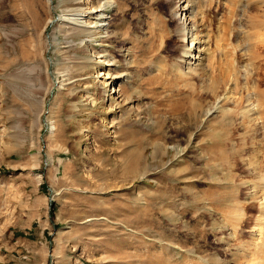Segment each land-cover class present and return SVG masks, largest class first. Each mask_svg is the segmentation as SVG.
Returning a JSON list of instances; mask_svg holds the SVG:
<instances>
[{
  "label": "rangeland",
  "instance_id": "374dc122",
  "mask_svg": "<svg viewBox=\"0 0 264 264\" xmlns=\"http://www.w3.org/2000/svg\"><path fill=\"white\" fill-rule=\"evenodd\" d=\"M112 1L0 0V264H264V0Z\"/></svg>",
  "mask_w": 264,
  "mask_h": 264
},
{
  "label": "bare ground",
  "instance_id": "6f19581e",
  "mask_svg": "<svg viewBox=\"0 0 264 264\" xmlns=\"http://www.w3.org/2000/svg\"><path fill=\"white\" fill-rule=\"evenodd\" d=\"M178 2L177 3H180L181 0H177ZM186 0H184L185 2ZM173 2V1H172ZM175 2V1H174ZM183 2V3H184ZM113 1L112 0H107V2L105 3V6L108 8L109 6L111 7ZM175 4V3H174ZM104 6V5H103ZM105 7V8H106ZM109 7V8H110ZM93 8V7H92ZM99 8V7H98ZM106 8V9H107ZM75 9V8H74ZM106 9L103 10V9H92L93 11L90 12L91 14H93V12H96L97 13V22L93 23V21L89 22L85 20L84 18V13H74V14H63L62 12H60L59 16L56 17V19H51L49 20V22H55V21H60L63 20V19H67L70 23L72 24H79V25H83V26H86L88 28H91V27H94V28H108V25H107V17H106ZM195 8H193V6L191 7L188 3H185L183 5L179 4V5H176L175 8L173 9V13H172V16L173 18H176L177 16L181 15V19L179 18V25H178V29H177V33L178 35L184 39L185 41V44H184V56L186 57L184 63H185V66L188 68L186 71L183 70V73H182V76L184 77V75H187V73L190 71H195L196 74H198L199 72V69H198V66L197 65H193V64H196L197 61L201 60V55L198 54L200 51H201V45L203 43V39L202 38H199V36L197 35V33L195 32L196 30V27L198 28V26H196V22H195V17L191 16L192 13L191 12H195L194 11ZM104 11V12H103ZM75 12V11H74ZM77 12V11H76ZM106 12V13H105ZM185 12V13H184ZM184 14V17L182 18V15ZM197 14V13H196ZM196 14L194 13V16H196ZM87 16V15H86ZM178 18V17H177ZM176 18V19H177ZM67 21V22H68ZM66 22V23H67ZM68 22V23H69ZM203 47V46H202ZM203 49V48H202ZM110 60V59H108ZM113 62H108L106 63V65L108 64H112ZM199 64V63H198ZM180 65V64H179ZM185 67V68H186ZM184 68V67H183ZM182 68V69H183ZM109 71V70H108ZM108 72V74L105 75V73H102V72H99V76H105L103 78V80L100 79V82L102 87L104 89V96L102 97V102L103 101H108L111 97H115V95L118 94V91L119 90H115L114 88L112 90H110L109 88H106L107 85H108V82H111L113 84L117 83L118 81H120V79H122V76L123 75H120V76H116V75H113L112 73ZM203 73V72H202ZM200 73V74H202ZM185 78V77H184ZM110 80L107 82V80ZM185 81V80H184ZM210 84V83H209ZM186 85V84H185ZM214 88V87H213ZM120 95V94H119ZM261 95V93H260ZM262 96V95H261ZM117 97V96H116ZM120 97V96H119ZM111 98V99H112ZM118 98V97H117ZM114 102V101H113ZM258 105V104H257ZM254 107H251L250 109H246L244 111H241V113L245 116V117H249V115H246L248 112H250L251 110H254ZM260 107V106H259ZM211 110L208 109L207 113H209ZM263 111V110H262ZM264 114V113H263ZM231 116V115H230ZM245 120V119H244ZM255 155H257L255 153ZM256 161V160H255ZM257 178L254 182V188H256V191H253L251 194L252 196H248L246 197V199H251V198H260V200H262L261 202V205H262V210H261V219L258 223L259 225V231L260 233L263 232L264 233V189H258L260 188L261 186V182H264V174L263 176L261 177V175H257ZM253 184V183H252ZM261 188H264V187H261ZM258 190V192H257ZM239 192V191H238ZM236 192V193H238ZM233 193V192H232ZM235 193V194H236ZM238 195V194H236ZM241 196V195H240ZM236 199H238L237 197H234ZM249 199V200H250ZM247 203V202H246ZM243 209V207H242ZM238 211L239 214H243L242 213V210L241 208H238L236 209ZM263 242V241H262ZM261 248V247H260ZM262 254L261 257L263 258L264 260V252L263 253H260ZM260 258V257H259ZM257 262V261H256ZM263 263V262H262ZM261 263V264H262ZM258 264V263H257Z\"/></svg>",
  "mask_w": 264,
  "mask_h": 264
}]
</instances>
